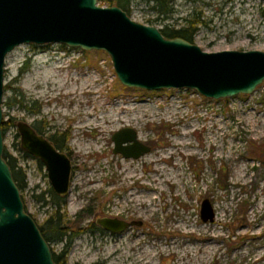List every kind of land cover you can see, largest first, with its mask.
<instances>
[{"label": "rangeland", "instance_id": "obj_1", "mask_svg": "<svg viewBox=\"0 0 264 264\" xmlns=\"http://www.w3.org/2000/svg\"><path fill=\"white\" fill-rule=\"evenodd\" d=\"M172 4V13L158 17L148 0H130L127 16L159 30L193 24L192 44L206 53L264 52V0ZM46 46L22 45L6 57L2 122L14 126L3 149L25 172L21 199L40 226L51 209L35 196L48 202L49 187L14 147L16 123L44 120L68 135L76 157L61 221L74 232L65 264H264V84L222 100L193 90L147 92L122 86L105 52ZM16 92L30 111L16 104ZM125 127L150 146L148 154L112 153V134ZM205 199L212 222L200 217ZM102 218L142 225L118 234L83 231ZM48 245L55 255L66 247Z\"/></svg>", "mask_w": 264, "mask_h": 264}, {"label": "water", "instance_id": "obj_2", "mask_svg": "<svg viewBox=\"0 0 264 264\" xmlns=\"http://www.w3.org/2000/svg\"><path fill=\"white\" fill-rule=\"evenodd\" d=\"M98 0H0V264H55L48 243L25 212L20 191L3 159L2 100L6 57L22 45H62L81 51L105 52L119 83L126 88L156 92L193 90L209 100L251 95L264 84V52L206 53L181 38L169 39L156 27L132 21L116 6ZM21 150L45 166L53 192L66 197L72 176L69 160L25 122H17ZM112 153L139 159L150 146L130 127L112 134ZM201 220H214L213 208L201 203ZM96 224L118 234L142 222L102 218Z\"/></svg>", "mask_w": 264, "mask_h": 264}, {"label": "trees", "instance_id": "obj_3", "mask_svg": "<svg viewBox=\"0 0 264 264\" xmlns=\"http://www.w3.org/2000/svg\"><path fill=\"white\" fill-rule=\"evenodd\" d=\"M148 1L153 4L152 10L156 11L158 17L168 16L173 11L172 3L174 0H148ZM98 3L104 6H116L120 8L122 11H124L126 14H128V7L130 4V0H98ZM260 10H261L260 11L261 16L264 17V5L261 7ZM195 31H196L195 26L191 24L187 28L176 29V30L170 29L168 28V26H166V28L160 30V33L165 38H169V39L181 38L186 42L192 43V37ZM42 49L44 48L42 47ZM15 96L16 98L22 99L17 103L15 102L16 104L20 105L21 108L25 111L31 110L29 108V102L23 100L24 99L23 95L20 92H16ZM35 113L38 112L36 111ZM10 126L11 127L14 126L12 120H9L6 123L2 122L1 131L3 136L5 132L8 130V127ZM14 138L15 141H17L18 135L16 134ZM14 147L17 150H19V152L21 151L19 149V145L17 142H15ZM21 153L25 157V154L22 151ZM3 159L8 165L12 174L13 181L15 182L18 190L21 193L26 187L25 184L26 176L24 170L18 166V161L16 160V158H14L11 154H9L5 148L3 149ZM47 193L50 196L48 202L44 198L45 195L44 193L35 196L36 201L41 204L42 208L48 207V209H51V215L45 220L43 225L38 226V228L40 230L42 237L48 244L50 242H55L66 245L65 250L61 254L58 255L52 254V258L55 264H65L67 248L74 238V232L70 231L72 228H66L64 224L61 222L65 214L66 198L57 197L51 189H49ZM61 212L63 213L61 214ZM92 227L95 226L91 225L90 228H87V230H83V231H91V233H93L94 229ZM95 230L101 231L100 229H95Z\"/></svg>", "mask_w": 264, "mask_h": 264}, {"label": "flooded vegetation", "instance_id": "obj_4", "mask_svg": "<svg viewBox=\"0 0 264 264\" xmlns=\"http://www.w3.org/2000/svg\"><path fill=\"white\" fill-rule=\"evenodd\" d=\"M28 125L30 126L32 131H34V133L37 136H40L43 139H45L48 143L51 144V146L56 150V152L64 155L69 160L70 166H71V176H73V173L75 172L74 161H75V157H76L75 154L76 153L71 146L70 139H69L68 135L63 134L61 132H58L55 125H50L47 122H45L44 120L32 121ZM17 135H18V133H17ZM18 137H19V135H18ZM19 149L21 150L20 140H19ZM21 151L25 154V157L27 158V160L30 161V163H28V169H29L30 173L34 176L39 174V172L43 173L44 177L47 179L49 189L52 190L50 183H49V180H48V177H47V172H46V168H45L44 164L38 158H35L32 154L25 152L23 150H21ZM56 196L60 197L58 195H56ZM60 198H62V197H60ZM131 222H133V221H131ZM128 223H130V222H128ZM92 228L94 229L93 231H97L95 229H100L101 231H97L99 233H102L104 231L98 225H97V227L95 226Z\"/></svg>", "mask_w": 264, "mask_h": 264}, {"label": "bare ground", "instance_id": "obj_5", "mask_svg": "<svg viewBox=\"0 0 264 264\" xmlns=\"http://www.w3.org/2000/svg\"><path fill=\"white\" fill-rule=\"evenodd\" d=\"M239 172H241V170H240ZM243 178H244V177H243ZM250 179H251V178H248L247 181L250 180ZM245 180H246V179H245ZM208 235H210V234L208 233ZM208 237H209V236H208ZM211 237H212V236H211ZM211 239H213V238H211ZM260 255H261V254H260ZM257 256H258V255H257ZM256 261H257V260H256Z\"/></svg>", "mask_w": 264, "mask_h": 264}]
</instances>
